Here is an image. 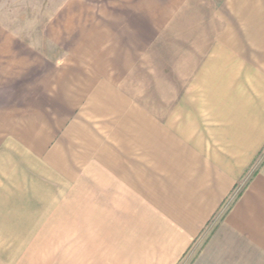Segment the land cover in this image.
<instances>
[{
  "label": "crops",
  "instance_id": "0c3cea01",
  "mask_svg": "<svg viewBox=\"0 0 264 264\" xmlns=\"http://www.w3.org/2000/svg\"><path fill=\"white\" fill-rule=\"evenodd\" d=\"M51 1L0 25V260L264 264V0Z\"/></svg>",
  "mask_w": 264,
  "mask_h": 264
},
{
  "label": "rangeland",
  "instance_id": "374dc122",
  "mask_svg": "<svg viewBox=\"0 0 264 264\" xmlns=\"http://www.w3.org/2000/svg\"><path fill=\"white\" fill-rule=\"evenodd\" d=\"M52 2L53 1L51 0H0V25L10 27L16 32H21L23 34L25 33L21 36L27 38L29 37L27 36V27L37 26L42 28L44 26V14L47 11L58 8V4ZM105 10H107L106 7ZM262 157L260 158V163L258 166L262 164L264 160V154ZM249 181L250 179H245L237 184L233 193L226 200L219 212H217L215 218L205 233H208L213 225L222 220V218L226 217V215L235 205L238 198L241 196L242 192L245 190V187ZM6 246H10V244H6ZM4 254L10 255V251H5ZM191 259L192 256H190L186 262ZM0 261L4 264H27L28 260L21 258H3V260ZM40 262L41 264H44V260H40ZM60 262V259H53L51 264H60ZM67 264H77V259H75L74 254H68Z\"/></svg>",
  "mask_w": 264,
  "mask_h": 264
}]
</instances>
